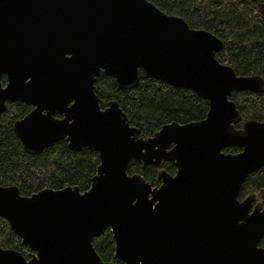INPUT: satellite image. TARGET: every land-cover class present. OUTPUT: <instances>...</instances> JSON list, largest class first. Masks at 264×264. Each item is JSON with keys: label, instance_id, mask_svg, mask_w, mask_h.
I'll return each mask as SVG.
<instances>
[{"label": "water", "instance_id": "1", "mask_svg": "<svg viewBox=\"0 0 264 264\" xmlns=\"http://www.w3.org/2000/svg\"><path fill=\"white\" fill-rule=\"evenodd\" d=\"M223 41L149 0H0V114L7 101L33 106L13 129L40 154L65 139L99 163L88 189L44 187L30 195L0 184V217L29 258L0 247V264H105L93 239L112 233L124 264H264V206L239 197L264 166V120L241 124L233 92H264L258 74L216 58ZM140 71L208 102L200 120L140 135L116 99L101 107L103 72L131 89ZM60 114L61 116H56ZM236 146L240 151L226 152ZM134 160L160 168L158 186L128 173Z\"/></svg>", "mask_w": 264, "mask_h": 264}, {"label": "trees", "instance_id": "2", "mask_svg": "<svg viewBox=\"0 0 264 264\" xmlns=\"http://www.w3.org/2000/svg\"><path fill=\"white\" fill-rule=\"evenodd\" d=\"M163 12L185 19L192 28L205 29L223 41L216 58L230 65L237 74H258L264 78V0H149ZM2 84L5 77L1 78ZM96 94L101 107L116 99L130 124L140 135L152 136L163 124L175 121L185 123L202 119L208 102L194 91L172 86L164 81L149 78L140 71L135 87L120 89L114 78L101 72L95 79ZM240 113L235 126L250 119L264 120V92L239 91L230 96ZM33 107L16 101L8 102L0 114V184L15 185L21 194L30 195L44 187L54 189L76 185L84 191L89 188L96 173L99 157L87 148L71 151L62 139L40 154L27 153L17 138L13 125ZM56 116H61L56 114ZM226 152L240 151L236 146ZM160 168L174 174L173 162L158 166L132 160L128 173H139L152 186H158ZM256 194L264 206V166L249 174L240 189L239 197ZM264 246V236L259 242ZM93 246L105 264H124L115 257V245L109 229L93 239ZM0 247L13 248L29 258L32 250L23 244L10 224L0 217Z\"/></svg>", "mask_w": 264, "mask_h": 264}, {"label": "flooded vegetation", "instance_id": "3", "mask_svg": "<svg viewBox=\"0 0 264 264\" xmlns=\"http://www.w3.org/2000/svg\"><path fill=\"white\" fill-rule=\"evenodd\" d=\"M1 77H2V76H1ZM1 77H0V78H1ZM4 77H5V76H4ZM0 80H1V79H0ZM1 83H2V82H1ZM5 83H6V77H5ZM5 83H4V84H5ZM4 84H2V85H4ZM8 102H11V101H7L6 104H7ZM15 102H16V101H15ZM6 104H5V109H6ZM31 106H32V105H31ZM32 107H33V106H32ZM31 110H32V109H31Z\"/></svg>", "mask_w": 264, "mask_h": 264}]
</instances>
